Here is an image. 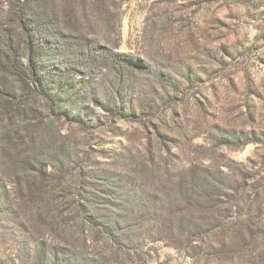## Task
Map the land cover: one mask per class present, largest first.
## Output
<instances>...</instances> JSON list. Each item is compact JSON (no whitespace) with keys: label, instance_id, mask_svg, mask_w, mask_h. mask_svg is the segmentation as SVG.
<instances>
[{"label":"rangeland","instance_id":"1","mask_svg":"<svg viewBox=\"0 0 264 264\" xmlns=\"http://www.w3.org/2000/svg\"><path fill=\"white\" fill-rule=\"evenodd\" d=\"M42 6L35 20L56 37L38 43L37 62L55 105L21 97L0 73V264H53L48 251L66 243L83 263L264 264L249 242L264 218V0ZM8 9L0 0V31L13 26ZM25 147L32 171L23 169ZM189 176L199 183L191 193L179 185ZM55 179L51 213L37 195ZM122 184L154 195L168 226L143 225L121 250L90 223L81 236L70 203L113 209ZM201 219L209 226L193 227Z\"/></svg>","mask_w":264,"mask_h":264},{"label":"trees","instance_id":"2","mask_svg":"<svg viewBox=\"0 0 264 264\" xmlns=\"http://www.w3.org/2000/svg\"><path fill=\"white\" fill-rule=\"evenodd\" d=\"M9 9L5 17L11 18L13 26L3 28L0 31V73L11 75L15 82L18 84V90L21 93V97L26 94H35V97H49L52 104L55 105V96H51L47 88L49 84L46 80V74L43 72L40 63L37 62V58L40 56L38 52L44 49V45L38 43H53L56 33L50 30L45 24L41 23L39 19L35 20L36 16L45 13V5L49 0H30L32 3L35 2L34 8L28 4V0H4ZM18 7L17 10L13 8ZM36 21V26H35ZM25 49V51H24ZM14 89V88H12ZM3 90V89H1ZM18 91V92H19ZM3 93V91H0ZM20 94V93H19ZM25 101V99H23ZM21 111L24 110L22 107ZM71 114V113H70ZM23 157V162L27 164V167H23L25 171H32L36 168V161L32 157V153L25 147L20 153ZM59 169H62V165H57ZM43 167H41L42 169ZM38 170L40 167L37 168ZM40 169V170H41ZM43 173V171H42ZM40 174L41 179H44ZM175 179L178 180V173L174 174ZM193 176H189V180L181 181L179 185H186V192L191 193L199 183L193 181ZM49 178V175H48ZM202 186L207 185V181L201 178ZM56 180V179H55ZM183 180V179H182ZM41 181V180H40ZM43 187L40 195H37L43 203L50 207V212L53 213L57 207L54 206L53 202L55 198L51 195L49 199H45V196L56 190L60 186L59 181H55L57 185L50 186L41 181ZM126 184L119 186V191L124 190V194H120V199L123 196L124 200L121 201L119 206H114L113 209L101 207L95 200L80 202L78 199L70 203L69 214H71V220H77V226H79V234L85 236V224L90 223V231L92 235L96 237H103L106 242L110 243L111 246L117 247L118 250L122 248L117 245L129 244L130 247L137 243L135 240V233L140 231V228L145 224L152 226L161 223V227L168 226V219H162L161 209L162 206L154 195L145 193L142 190L135 189V187H125ZM201 186V185H200ZM62 187H64L62 185ZM205 187V186H204ZM183 195V192L177 188V194ZM202 200L208 199L206 195H201ZM199 200V199H198ZM200 202V201H198ZM87 204V205H86ZM203 204V202H202ZM171 209H173V203H170ZM170 208V207H169ZM192 218L189 219L188 223L191 224ZM198 226H209V220L192 222V225ZM251 231V230H250ZM249 231V232H250ZM253 241L254 247L258 245V261L264 263V218L258 219L255 225V229L250 233V241ZM249 242H240V252H248L247 246ZM74 249L66 243L63 247L53 246L48 251L52 255L53 264H58L59 254L72 255L70 264H106L99 260H93L92 262L86 261L85 263L79 261L73 255L76 254ZM67 261V262H68ZM117 264H123L124 261H117ZM125 264V263H124Z\"/></svg>","mask_w":264,"mask_h":264}]
</instances>
